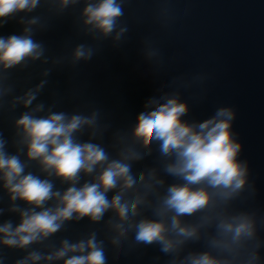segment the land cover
<instances>
[{
  "label": "clouds",
  "instance_id": "1",
  "mask_svg": "<svg viewBox=\"0 0 264 264\" xmlns=\"http://www.w3.org/2000/svg\"><path fill=\"white\" fill-rule=\"evenodd\" d=\"M129 3L0 0V117L18 111L11 136L0 129V191L8 198L0 217H18L0 221V264L3 249L26 253L14 264H108L109 247L116 260L153 245L169 258L165 264H264V214L236 207L256 194L233 130L236 109L220 106L202 121L185 119L191 106L184 93L203 99L209 73L171 75L120 126L90 103L64 110V95L49 91L54 71L78 69L105 41L115 48L126 42ZM161 3L157 19L168 25L177 17L171 0ZM69 14L83 39L53 53L39 37ZM10 24L18 31L3 34ZM142 45L153 78L169 75L155 42L145 37ZM46 91L50 102L41 98ZM154 152V163L137 171ZM84 219L101 228L74 241L63 238L47 251L33 247ZM199 243L203 250H188Z\"/></svg>",
  "mask_w": 264,
  "mask_h": 264
},
{
  "label": "water",
  "instance_id": "2",
  "mask_svg": "<svg viewBox=\"0 0 264 264\" xmlns=\"http://www.w3.org/2000/svg\"><path fill=\"white\" fill-rule=\"evenodd\" d=\"M5 264H6V261H5Z\"/></svg>",
  "mask_w": 264,
  "mask_h": 264
}]
</instances>
